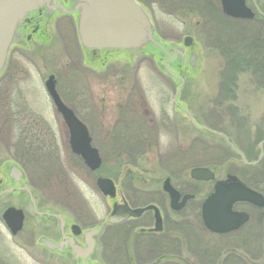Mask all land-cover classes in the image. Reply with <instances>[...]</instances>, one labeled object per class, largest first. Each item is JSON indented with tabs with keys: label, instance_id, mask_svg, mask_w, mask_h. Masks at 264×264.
<instances>
[{
	"label": "flooded vegetation",
	"instance_id": "1",
	"mask_svg": "<svg viewBox=\"0 0 264 264\" xmlns=\"http://www.w3.org/2000/svg\"><path fill=\"white\" fill-rule=\"evenodd\" d=\"M81 4V0H50L48 5L26 14L25 19L19 23L15 30L5 67L0 73V80L8 75L9 79L26 77L21 76V69L10 71L8 68L14 62L19 63L20 58L28 57L24 51H27L31 43L41 46L39 49H42L47 42L53 41L57 34L61 42L63 41L64 45H68L71 39L68 40L67 37L70 38L69 33H71L74 45L79 48L82 58L74 71L50 72L44 81V89L50 102L60 115V126H63L64 129L61 130V136L65 139L71 154L82 164L80 166H85L92 175L98 171L90 170L85 165L81 155L72 151L69 128L47 91L46 81L50 76H53L54 88L59 99L87 128L91 138V146L97 149L99 156L100 149L93 144L95 138L93 128L90 125L92 121L100 130L99 134L102 132L101 140L108 143L115 156H135L138 155L136 154L138 152L140 155H146L152 145L155 144L159 156V178L156 182H147V179H143L141 187L137 189L132 183L133 180L129 179L131 184L129 183L130 187L127 188V193H123L117 187L115 179L110 177L99 174L95 177L94 183L96 185V180L99 177L112 180L115 196H104L111 199V208L114 204L123 203H126L131 209L144 208L148 205L156 207L161 219L159 229L155 230L154 209L145 210L140 216L129 217L118 224L111 225L104 222L103 226L110 229V233L119 231L122 239L130 241L129 245L126 243L127 245L124 246V252H127L126 250L129 249L131 243L137 246L144 245L145 259L142 260L143 264H179L177 263L179 257L175 255V251L183 246L186 235L187 237L191 236L193 248L198 247L195 245L194 235L190 232L192 227L196 225L197 218L203 229L213 236L232 237L240 234L239 237H246L250 231L260 230V235L264 237V207L260 208L250 202H236L232 206L233 211L248 215L247 222L238 229L221 234L213 233L206 228L202 221L200 211L202 203L213 192L216 182L226 180L228 175L238 177L250 190L260 194L262 192L256 186L258 182L255 184L250 181L252 179L259 181L257 178L259 171H247L246 176L243 177L244 180L242 175L234 173H225L224 176L220 177V166L217 165L195 166L196 156L206 155L214 149V152H219L220 157H224L222 155L225 152L222 147L217 145L206 144V141L205 143L200 140L197 141L196 133L205 135L218 144L222 141L224 144L221 145L227 148L234 157V161L240 162L243 169L253 170L263 167L244 164L242 161V156L245 157L244 149L242 150L236 144L237 146H235L241 155L238 154L229 144L231 139L227 134L223 131L214 130L196 118L190 103L184 100V77L189 71L180 69L182 63L178 52L175 50V44H167L165 40L157 38L156 43L159 46L158 44H148L136 49L93 48L87 50L79 38ZM219 4L221 7V0H219ZM245 4L253 12L251 19H234L226 16L223 12L222 14L228 20L240 22L256 20L263 26L264 8L260 7L257 0H245ZM204 7L208 10L211 8L208 4ZM160 44L163 47H160ZM15 51L20 53L17 58L15 57L10 62ZM137 61L140 64L143 61L152 62L156 68V73H158L156 78H162L166 82L167 86L165 87L169 92L160 93L155 108L145 100V92L138 85L139 81L136 78L139 68L132 70L133 76L130 71ZM72 67L74 68V66ZM78 67L79 70H77ZM14 68L16 69V67ZM14 72H18V76ZM83 76H86L91 84L87 83V86H81L79 81ZM65 77L70 79L82 78L77 79L76 83L78 84L76 86H65L66 82L62 81ZM84 94L91 95V98L83 99ZM170 94H172L171 100H169ZM81 102L86 106V109L91 108L90 116L92 119L82 115L81 109L84 110L85 106L80 105ZM87 102L90 103L86 104ZM12 121L15 125L13 130L17 137L13 158L0 161V264H52L53 255L68 260V263L61 260L60 264H101L94 256L97 238L103 226L99 224L93 227L82 226L68 213L51 207L48 197L50 182L44 181L36 184L30 181L29 166L34 168L43 162L44 166L45 163L47 164L46 170H48L50 166L48 163L51 162L52 157L57 158L56 151L53 153L56 134L51 122L48 118L33 112L24 101L15 103ZM242 121L244 120L242 119ZM242 121L240 123H243ZM252 125L255 126V124ZM2 129L3 126L0 127V131L4 130ZM122 149L130 152H121ZM192 164L194 167H191L187 173L186 168ZM196 167L209 169L213 178L197 180L191 177V170ZM165 184L179 194V198L175 202L177 205L183 201L185 196H190L183 201L180 208L175 209L172 206L170 194L165 190ZM196 184L208 188L200 203L198 217L194 213L196 212L194 202L199 194L196 191ZM40 190L44 192L42 197ZM135 195H145L149 200L143 204H134L131 197ZM117 196L119 199H116ZM187 208L191 212L182 216L187 220V226L190 227L189 231L180 230L185 226L184 220L181 221L180 219L181 212L188 211ZM10 209L21 212L20 228H16L18 224L14 215L9 218L15 232H12L5 219L6 212ZM96 228H98V232L91 234L90 232ZM244 229L245 232H243ZM111 241L109 240V249L120 252L121 247H117L116 242L112 245ZM234 242L235 240H231L229 243L233 244ZM8 243H11L16 250L12 256L7 249ZM203 249L202 255L205 257L203 260L206 261V264H212L209 256H207V248L203 247ZM238 249H240L239 245H230L224 252L213 253L212 256L215 255V258H221L223 253L225 254L221 261L214 260V264H224L230 257H235V260H231V262L227 260L230 264H259L256 261V258H260L259 254L256 258L245 259L243 254L246 252H240ZM262 254L264 258V247H262ZM69 260L74 263L69 262Z\"/></svg>",
	"mask_w": 264,
	"mask_h": 264
},
{
	"label": "rangeland",
	"instance_id": "2",
	"mask_svg": "<svg viewBox=\"0 0 264 264\" xmlns=\"http://www.w3.org/2000/svg\"><path fill=\"white\" fill-rule=\"evenodd\" d=\"M137 1L142 6H146L144 8L150 16L153 32L156 36L165 40L167 44H175L174 47L178 50L180 62L186 61L180 68L189 71L186 73L187 76L184 77L183 91L185 92H183V95L184 100L190 103L196 118L214 130L223 131L229 136L231 139L229 140L234 146L237 144L242 150L244 149L247 161H254L259 155V145L264 140V25L262 26L256 20L240 22L226 19L222 14L219 0ZM257 2L260 7L264 8V0H257ZM206 4L211 7L209 10L204 7ZM259 34H262L263 42L261 47L257 46L256 48L259 53L257 58L260 59L256 60L261 64L263 72L261 73L253 65L254 72L240 71L236 75V78L238 77L236 85L230 90H224L222 82L228 71L225 67L228 50L233 49L238 54L245 53L246 51H244L243 47L245 41L255 35L260 36ZM69 36L70 38H67L71 40L68 45H64L65 43L61 42L57 34L53 41L47 42L42 49H39L41 46L31 43L27 51H24V54L28 57L20 58L19 63L14 62L8 68L10 71L21 69V76L26 77L23 79H9L8 75L0 80V127L3 126L4 129L0 131V161L13 158L14 144L17 141L13 130L15 127L12 121L13 108L18 101H24L33 112L49 119L56 134V143L55 146L53 145L54 151H52L53 153L56 151L57 158L52 157L51 162L48 163L50 165L48 170H46L47 164L45 163L44 166L43 162L41 165L37 164L34 168L29 166L30 181L36 184L44 181L50 182L48 197L51 207L68 213L72 219L82 226L93 227L98 224L103 226L111 210V199L109 197L105 198L99 192L94 183L95 177L100 174L101 176L115 179L117 187L123 193H127V188L130 187L129 179L133 180L132 183L137 189L141 187L143 179H147V182H156L159 178V156L154 143L146 155H140L139 152L135 156L113 155L108 143L101 140L102 132L99 134L100 130L92 121L90 125L93 128L95 138L93 144L100 149L102 164L95 175H92L85 166H80L82 164L71 154L65 139L61 136V130L64 129L63 126H60V115L50 102L44 89V81L50 72L74 71L82 58L79 48L74 45L71 33H69ZM185 36L193 38L192 47L188 48L183 45ZM190 52L192 55L195 53L196 59H193ZM19 53L18 51L13 52L10 62L15 57L17 58ZM256 60L250 59L253 63ZM134 68H139L136 79L139 81L138 85L145 92V100L155 108L159 101L160 93L169 92L165 87L167 86L165 80L159 77V79L156 78L158 73H156V68L152 62L143 61L140 64L137 61L133 64L130 71L132 72ZM77 70H79V67ZM190 70L193 72L191 73ZM14 74L18 76V72H14ZM80 78L82 77H74L73 79L65 77L66 81L64 79L62 81L66 82L65 86H76L78 84L76 83L77 79L79 80ZM68 79L69 81H67ZM87 83L91 84V81L87 80L86 76H83L79 81V84L83 85V87L87 86ZM84 95L83 99L91 98V95ZM171 96L172 94H170L169 100H171ZM88 103L90 102L86 104ZM90 112L91 108L86 109V106L84 110L81 109L82 115H85L88 119H92ZM240 121L243 123H240ZM252 124H255V126ZM195 138L197 141L200 140L204 143L206 141V144L211 143V145L222 147L225 151L222 155L224 157H220L219 152H214V149L211 148L213 151L206 155L196 156L195 166L211 164L220 166V177L224 176L225 173H234L242 175L243 178L246 176L247 171H259V177H257L259 181L258 179L250 181L255 184L258 182L256 186L259 187V190L264 195V172L261 171L264 170V166L253 170L243 169L240 162L238 160L234 161V157L227 148L221 145L222 141L218 144L215 140L198 133H196ZM121 152L129 153L130 151L122 149ZM191 167H194V165L192 164L186 168L187 173ZM249 176L251 175L249 174ZM196 185V191L199 194L194 202L196 211L194 213L198 217L200 203L208 188L203 185ZM40 192L42 197L44 192L43 190H40ZM116 199H119V197L117 196ZM131 199L134 204H143L149 200L145 195H135ZM189 212H191L189 209L188 211H183V213L181 212L180 219L181 221L184 220L185 226L180 230H190V227L187 226L186 218L182 216L187 215ZM195 224L190 232L194 235L195 245L198 247L193 248L191 236L187 237L186 235L183 246L175 251V255L179 257L177 263L206 264V261L203 260L205 257L202 255L204 247L207 248L208 258L214 264V260L221 261L225 254L223 253L221 258H215V255L212 256L213 253L224 252L230 245H239L240 249L238 251L246 252L243 254V258H256L259 254L260 258H256V261L259 264H264L262 254L264 237L260 235V230L250 231L246 237H239L241 236L240 234L232 237H217L206 232L198 218ZM243 232H245V229ZM109 240H112V245L116 242V246H120L121 251L114 252L113 249L111 251L108 246ZM231 240H235V242L230 244ZM237 241H239L238 245H236ZM126 243L129 245L130 241L122 239L119 231L110 233V229L103 226L97 238V248L94 257L101 264H130V262L131 264H143L145 246H137L131 243L129 249L126 250L127 252H124ZM7 249H9L11 256L13 255L12 253L15 254L16 250L11 243H8ZM61 260L68 263L67 259H60L57 255L52 256V264H60ZM227 260L231 262V260H235V257H230ZM227 260L224 264H230Z\"/></svg>",
	"mask_w": 264,
	"mask_h": 264
},
{
	"label": "water",
	"instance_id": "3",
	"mask_svg": "<svg viewBox=\"0 0 264 264\" xmlns=\"http://www.w3.org/2000/svg\"><path fill=\"white\" fill-rule=\"evenodd\" d=\"M50 0H0V73L4 69L10 46L13 42L15 30L19 23L25 19L26 14L35 11L37 8L46 6ZM81 17L79 20V38L83 47L87 50L93 48L110 49H136L148 44H158L153 34V27L147 11L135 0H81ZM221 7L224 14L233 18L250 19L253 12L245 4V0H221ZM192 38L186 36L183 40L185 47H192ZM159 46V44H158ZM160 47H163L160 44ZM177 52V48L175 49ZM191 53V52H190ZM192 55V53H191ZM190 55V56H191ZM193 59H196L194 53ZM180 59V58H179ZM186 61L183 60L182 63ZM47 91L50 93L57 110L62 114L70 131V146L74 153L81 155L85 165L90 170H96L101 164V158L97 149L91 146V138L87 128L75 117L73 112L67 108L54 88L53 76L46 81ZM229 142V141H228ZM237 151L241 153L233 146ZM259 145L260 155L254 162L248 163L242 156L245 164L255 165L263 157L262 146ZM191 177L197 180H209L213 178L211 171L204 167H196L191 170ZM96 186L105 196H115V187L109 178L99 177ZM165 190L169 192L172 206L178 209L183 201L190 197L185 196L180 204H175L179 194L169 185L165 184ZM236 202H250L264 207V196L247 188L236 176L228 175L226 180L217 181L213 192L201 205V218L208 230L213 233H226L238 229L247 222L248 215L232 210ZM154 209L156 226L159 228L161 219L157 208L148 205L144 208L131 209L126 203L114 204L109 213L106 223L118 224L129 217H138L143 211ZM15 213V214H14ZM14 215L20 228L21 212L10 209L6 212L7 225L12 228L11 220ZM98 228L92 230L96 234Z\"/></svg>",
	"mask_w": 264,
	"mask_h": 264
},
{
	"label": "trees",
	"instance_id": "4",
	"mask_svg": "<svg viewBox=\"0 0 264 264\" xmlns=\"http://www.w3.org/2000/svg\"><path fill=\"white\" fill-rule=\"evenodd\" d=\"M260 36H254L252 38H249L245 41V44H243L244 51H246L243 54L236 53L233 49L228 50L227 56V63H226V69L228 71L226 72V75L224 76V80L222 82L223 89L224 90H230L233 86H235L237 78L236 75L241 72H254V67L256 69H259V71L262 73V67L261 64L257 61L260 60L257 57L259 56V53L257 52L256 48L261 47L262 44V34H259ZM257 41V45H256ZM250 59H257L256 62H251ZM254 67L252 68V66ZM225 86V87H224ZM260 167L264 166V158L259 163ZM264 172V170H261ZM262 173V172H261Z\"/></svg>",
	"mask_w": 264,
	"mask_h": 264
}]
</instances>
